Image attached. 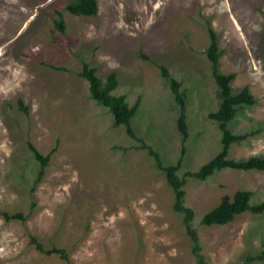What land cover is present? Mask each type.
I'll return each mask as SVG.
<instances>
[{
	"label": "rangeland",
	"instance_id": "374dc122",
	"mask_svg": "<svg viewBox=\"0 0 264 264\" xmlns=\"http://www.w3.org/2000/svg\"><path fill=\"white\" fill-rule=\"evenodd\" d=\"M73 1L0 0V264H68L38 251L31 235L46 248L68 249L74 264H199L165 172L125 125H114L80 72L85 62L104 80L117 72L114 94L139 105L131 121L136 136L165 165L182 158L181 174L197 171L222 147V131L209 116L220 104L207 55L211 26L222 51L219 70L236 74L234 92L249 86L257 98L229 127L261 131L235 143L230 156L263 155L264 0H97L93 16L70 12ZM58 11L65 32L56 26ZM161 65L181 82L186 144L177 124L181 107ZM28 142L45 155L56 149L36 188L41 164ZM240 189L263 201L264 171L226 168L188 180L185 201L195 209L208 264H264L247 262L264 248V214L199 222ZM4 212L27 219L7 220Z\"/></svg>",
	"mask_w": 264,
	"mask_h": 264
},
{
	"label": "trees",
	"instance_id": "16d2710c",
	"mask_svg": "<svg viewBox=\"0 0 264 264\" xmlns=\"http://www.w3.org/2000/svg\"><path fill=\"white\" fill-rule=\"evenodd\" d=\"M67 9L76 15L93 16L98 13V1L97 0H75L67 5ZM58 18L56 20V26L62 31H66V21L64 14L58 11ZM210 44L207 48V55L212 62L213 74L218 84V95L220 98L219 108L209 113V116L218 122L219 128L222 131V147L213 158L204 163L197 171H185L182 174L180 170L182 168L183 159L180 158L175 164L165 165L161 154L154 149L153 146L147 144L141 138L137 137L132 126V119L134 118L138 103L130 105L126 95L114 94V91L119 85L118 73L112 72L104 80L98 74L96 67L91 66L85 62L80 75L86 78L90 83V92L92 98L97 100L100 104L108 107L114 115V125H125L127 133L132 137L142 142L141 148L148 149V153L155 159L156 166L166 174L169 185L173 188L175 193L174 209L183 215V221L189 237L192 239L193 253L198 259L199 264H208L205 256L203 255L202 248L199 243V234L195 226L196 212L195 209L186 204V185L188 180L198 179L206 180L210 176L215 175L217 172L231 168L235 170L244 171H264V154L254 155L247 159H235L230 156L232 146L235 143L243 142L249 139L251 136L259 133L260 128L254 129L250 132L243 134L233 133L229 127V123L234 120L239 114L240 110L245 106H254L257 103V98L252 94L249 86H245L239 92H234L232 87V81L235 78V73L225 74L219 70L220 57L222 51L218 44V35L213 27H208ZM141 55L148 59L149 57L143 53ZM57 69H66L65 67H56ZM162 75L170 81L172 92L175 96L177 103L181 107V113L178 117L177 124L183 135V143L189 137V125L186 116V100L184 93L181 91V82L173 78L169 70L161 65ZM19 107L28 112L29 107L26 106L23 101L19 102ZM183 146L182 153L185 154L186 146ZM29 148L34 154L36 160L41 164V170L39 173L37 184L43 179L45 168L48 166L55 148L51 150L47 155L41 153L37 147L28 142ZM185 150V151H184ZM253 193L250 190L240 189L234 193L233 196L224 195L221 202L214 208L207 211L199 221L204 226L227 224L234 220L238 215L245 212H251L254 214H264V200L261 202H253ZM35 204V203H34ZM7 220H21L25 221L27 216L23 212H17L10 214L8 212L3 213ZM31 243L35 245L36 249L40 252L47 254H58L61 258L68 262V264H74L71 262V255L68 249L53 245L50 248L40 241V239L31 235ZM264 261V248L256 255L249 256L247 262Z\"/></svg>",
	"mask_w": 264,
	"mask_h": 264
},
{
	"label": "bare ground",
	"instance_id": "6f19581e",
	"mask_svg": "<svg viewBox=\"0 0 264 264\" xmlns=\"http://www.w3.org/2000/svg\"><path fill=\"white\" fill-rule=\"evenodd\" d=\"M67 10V9H66ZM59 19V18H58ZM138 140V139H137ZM240 143V142H239ZM185 151V150H184Z\"/></svg>",
	"mask_w": 264,
	"mask_h": 264
}]
</instances>
